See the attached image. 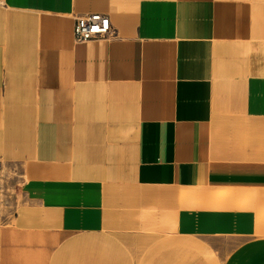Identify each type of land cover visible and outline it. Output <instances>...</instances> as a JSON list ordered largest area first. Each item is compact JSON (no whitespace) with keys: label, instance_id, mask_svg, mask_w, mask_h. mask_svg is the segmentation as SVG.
<instances>
[{"label":"crops","instance_id":"0c3cea01","mask_svg":"<svg viewBox=\"0 0 264 264\" xmlns=\"http://www.w3.org/2000/svg\"><path fill=\"white\" fill-rule=\"evenodd\" d=\"M94 12L113 35L77 41ZM0 157L30 201L0 264L48 258L91 217L136 233L150 200L174 203L182 235L255 233L264 0H0Z\"/></svg>","mask_w":264,"mask_h":264},{"label":"rangeland","instance_id":"374dc122","mask_svg":"<svg viewBox=\"0 0 264 264\" xmlns=\"http://www.w3.org/2000/svg\"><path fill=\"white\" fill-rule=\"evenodd\" d=\"M30 124L26 119V131ZM27 180L26 169H11L0 157V232L2 227L14 226L13 212L28 206L30 201L21 190ZM259 190L264 197V184ZM258 213L255 233L203 238L177 232L173 202L150 200L142 207L138 232L102 234L91 217L79 226L72 225L73 235L59 243L48 258L42 252L36 264H264V200ZM24 264L32 261L24 258Z\"/></svg>","mask_w":264,"mask_h":264},{"label":"built area","instance_id":"2783aa9c","mask_svg":"<svg viewBox=\"0 0 264 264\" xmlns=\"http://www.w3.org/2000/svg\"><path fill=\"white\" fill-rule=\"evenodd\" d=\"M111 35H113V31L109 18L103 13H89L83 17H77L75 20L74 37L77 41L85 42Z\"/></svg>","mask_w":264,"mask_h":264}]
</instances>
